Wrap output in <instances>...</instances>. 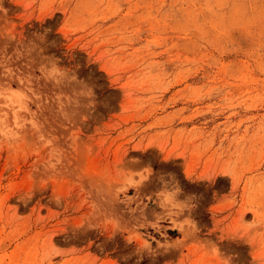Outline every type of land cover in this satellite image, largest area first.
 I'll return each mask as SVG.
<instances>
[{
  "label": "rangeland",
  "instance_id": "374dc122",
  "mask_svg": "<svg viewBox=\"0 0 264 264\" xmlns=\"http://www.w3.org/2000/svg\"><path fill=\"white\" fill-rule=\"evenodd\" d=\"M0 264H264V0H0Z\"/></svg>",
  "mask_w": 264,
  "mask_h": 264
}]
</instances>
